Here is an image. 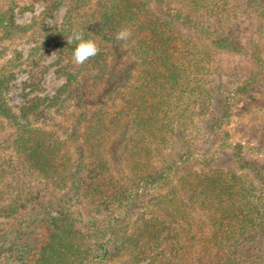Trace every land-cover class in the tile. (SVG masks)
I'll return each instance as SVG.
<instances>
[{
    "label": "trees",
    "instance_id": "16d2710c",
    "mask_svg": "<svg viewBox=\"0 0 264 264\" xmlns=\"http://www.w3.org/2000/svg\"><path fill=\"white\" fill-rule=\"evenodd\" d=\"M9 3L0 39L13 42L34 26L17 24ZM53 6L66 8L63 36L83 31L101 52L76 65V43L60 42L56 74L65 82L20 116L1 97L15 74L0 68V129L11 131L0 157V223L12 225L0 229V264H264V164L237 146L227 154L236 169L200 168L221 148L201 158L187 141L163 155L199 118L209 146L225 142L234 105L264 77L263 36L244 42L251 19L263 32L264 0ZM122 28L133 33L126 44L116 39ZM43 31L46 40L60 33ZM223 55L252 69L225 76L216 67L213 79Z\"/></svg>",
    "mask_w": 264,
    "mask_h": 264
},
{
    "label": "rangeland",
    "instance_id": "374dc122",
    "mask_svg": "<svg viewBox=\"0 0 264 264\" xmlns=\"http://www.w3.org/2000/svg\"><path fill=\"white\" fill-rule=\"evenodd\" d=\"M12 0H0V9L6 8ZM16 3L14 12L15 22L19 25H33L34 29L28 32L24 38L15 39L13 42L0 39V68L7 66L14 74V79L9 83L8 87L1 92V97L7 102L9 107L17 115H21L23 107H27L39 98L53 97L59 88L65 82L64 78L58 77L56 74L57 46L60 42L67 41L62 35V24L66 17V8L59 6L54 8V0H13ZM97 2V0H95ZM253 32H248L245 43L249 40L255 43L259 41L261 36L264 45V29L260 34L258 32V22L251 19ZM44 28H58L59 35L52 37L50 40L43 38ZM257 31V32H256ZM37 48L36 53L33 49ZM21 53V58L16 53ZM55 53V55H53ZM53 55V56H52ZM69 59L68 57L66 58ZM66 60V61H67ZM213 67V68H212ZM211 67L212 78L217 79V72L214 69L220 68L225 76L226 73L238 69L244 74H248L252 69V65L242 57H233L223 55ZM219 71V70H218ZM70 107H74L70 106ZM199 107H197L198 111ZM232 121L225 127L228 133L225 142L215 141V146H209L213 142L212 138H204L199 131L202 128L201 118L196 119L201 122L198 128L193 127L192 130L184 131L183 137H176L174 142H179L178 147H167L163 150V155L170 156L181 147V141L190 142L193 149H199L198 156L201 157L205 153H213L216 148L218 156L213 164H199L200 168H230L236 169L238 165H234L232 161H227V154L233 147L241 146L243 155L246 159L255 160L264 164V77L261 79L259 86H256L247 96L242 97L234 105ZM62 129L70 126V122L63 117L55 119ZM9 129H0V157L10 153L9 150ZM203 137V138H202ZM181 139V140H180ZM179 140V141H178ZM208 141V142H207ZM207 142V143H206ZM210 147V151L207 150ZM182 149V148H181ZM207 150V151H206ZM203 158V156L201 157ZM200 158V159H201ZM206 165V166H205ZM11 222L7 220L0 223V229L11 231ZM6 257L1 264H6Z\"/></svg>",
    "mask_w": 264,
    "mask_h": 264
},
{
    "label": "clouds",
    "instance_id": "9594fccd",
    "mask_svg": "<svg viewBox=\"0 0 264 264\" xmlns=\"http://www.w3.org/2000/svg\"><path fill=\"white\" fill-rule=\"evenodd\" d=\"M133 33L128 28H122L116 34L118 41H123L125 44L131 39ZM68 43H76V47L72 54V61L76 65H83L90 59L95 58L100 54L101 49L98 44L92 39H85L83 31H74L71 36L67 38ZM55 55V53L53 54ZM52 55V56H53Z\"/></svg>",
    "mask_w": 264,
    "mask_h": 264
}]
</instances>
